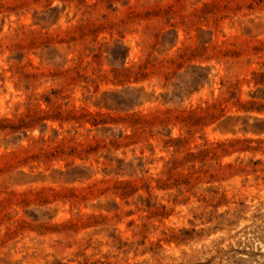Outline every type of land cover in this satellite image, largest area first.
<instances>
[{
	"label": "rangeland",
	"instance_id": "obj_1",
	"mask_svg": "<svg viewBox=\"0 0 264 264\" xmlns=\"http://www.w3.org/2000/svg\"><path fill=\"white\" fill-rule=\"evenodd\" d=\"M0 264H264V0H0Z\"/></svg>",
	"mask_w": 264,
	"mask_h": 264
},
{
	"label": "trees",
	"instance_id": "obj_2",
	"mask_svg": "<svg viewBox=\"0 0 264 264\" xmlns=\"http://www.w3.org/2000/svg\"><path fill=\"white\" fill-rule=\"evenodd\" d=\"M132 73H134L135 77L138 76V75H142V72H141L140 68L138 69V71H131V69H125L124 68L120 72H117L116 75H118V76L119 75H126V74L128 75V74H132ZM188 116H189L188 120H191L192 119V117H191L192 115H188ZM175 164L176 163L173 161L172 162V166L174 167Z\"/></svg>",
	"mask_w": 264,
	"mask_h": 264
}]
</instances>
